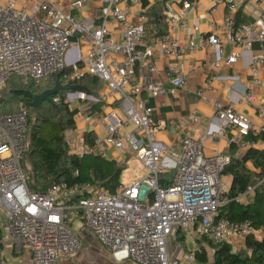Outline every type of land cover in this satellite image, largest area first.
<instances>
[{
  "label": "built area",
  "instance_id": "built-area-1",
  "mask_svg": "<svg viewBox=\"0 0 264 264\" xmlns=\"http://www.w3.org/2000/svg\"><path fill=\"white\" fill-rule=\"evenodd\" d=\"M25 1L19 7V3ZM87 15L79 14L90 2ZM145 0H6L0 3V92L12 76L36 82L57 74L63 85H74L85 76L100 79L98 97L78 93L87 100L79 110L86 127L79 140H68L70 153L79 157L110 151H132L146 172L132 186L120 183L111 193L100 183H56L47 193L33 192L22 167L28 147V111L0 114V264H10L5 250L28 253L31 264H57L76 256L85 236L93 235L119 264H182L173 254L172 237L181 230L187 238L202 237L211 245L229 244L233 251L246 250L249 238H264V229L251 221H234L220 215L224 204V172L232 162L231 151L205 153L207 141L225 140L241 156L262 138L264 150V93L258 91L264 75V0H256L261 12L252 22L236 24L231 16L225 23H213L221 35L211 33L198 42L200 28L189 26L188 13L195 1L178 0L166 11L167 34L149 37ZM218 0H216L217 2ZM247 0H224L232 13ZM138 6V11L134 7ZM237 25V26H236ZM189 31L191 51L210 46L214 60L196 66L208 70L197 91L209 101V92L233 77L218 73L242 61L249 71L243 91L232 90L228 101L214 99L217 126L197 137L202 117L193 114L174 118L169 126L180 136L182 152L160 137L150 99L177 94L190 80L178 63L181 45L174 30ZM236 51L225 54V44ZM155 61H164L171 88L155 79L160 73ZM145 65L146 72L140 73ZM59 99L55 98L54 102ZM102 102L97 110L95 104ZM254 109L259 125L237 105ZM95 134L92 146L85 136ZM257 138V142L252 141ZM81 144V148H80ZM173 171L168 186L160 176ZM79 173L76 172V175ZM264 180L260 181L262 183ZM259 183V184H260ZM249 187L238 198L249 202L256 194ZM90 236H88L89 239ZM180 250L181 244H176ZM195 260V253L186 255Z\"/></svg>",
  "mask_w": 264,
  "mask_h": 264
},
{
  "label": "trees",
  "instance_id": "trees-1",
  "mask_svg": "<svg viewBox=\"0 0 264 264\" xmlns=\"http://www.w3.org/2000/svg\"><path fill=\"white\" fill-rule=\"evenodd\" d=\"M169 1L160 0L154 5H148L144 1V7L148 8L149 37L167 34L166 11ZM247 3L248 0L244 6ZM240 19L241 11L235 19L237 25L240 24ZM61 79L62 77L60 81ZM41 82L26 80L15 75L9 79L6 88L0 92V114H13L22 109L28 111V147L22 158V167L29 178L30 190L47 193L53 184L67 182L69 184L100 183L111 193L115 192L116 187L121 183L120 177L127 167L120 166L116 160L106 159L102 155L79 157L69 152L66 132L75 129L76 116L80 109L71 108L63 92L54 97V99L59 98V101L54 104L44 102L38 108L28 106L32 99L25 91L41 94L55 86L54 77L47 79L45 86ZM74 85L85 87V92L94 97H98L102 89L100 79L91 75L76 81ZM82 102L87 103L88 101L82 100ZM102 105V102H98L95 108L99 110ZM18 106L20 109L15 111ZM31 112L36 114L34 121L31 120ZM95 137L94 133H88L85 136L86 144L92 146ZM251 140L257 142V138ZM236 149L235 146L231 148L234 153ZM26 157L31 167L29 174L26 172L24 161ZM248 163L253 164L255 169L260 170V173L252 171ZM76 172L79 174L76 175ZM173 174V171L162 174L159 178L160 186H168ZM224 176H231L232 184L230 189L223 193L224 204L220 208V215L234 221H251L258 229H264V181L260 183L264 180V150L251 147L240 157L234 154ZM251 186L256 187L253 199L249 202L239 201L238 198L244 195ZM1 237L0 228V239ZM176 240L182 246L187 237L181 230H178ZM246 244V250L238 253L234 252L229 244L212 245L214 264H264V238L252 237L247 240ZM195 260L200 264L209 263L205 247L196 251Z\"/></svg>",
  "mask_w": 264,
  "mask_h": 264
},
{
  "label": "crops",
  "instance_id": "crops-1",
  "mask_svg": "<svg viewBox=\"0 0 264 264\" xmlns=\"http://www.w3.org/2000/svg\"><path fill=\"white\" fill-rule=\"evenodd\" d=\"M147 4L154 5L160 0H145ZM178 0H170L169 5H174V7L178 8L179 6L175 3ZM196 5L193 10L188 13L187 21L189 26L197 25L200 28L198 42L206 41V37L209 34L217 33L221 35L219 30H215L212 27L213 23L223 24L225 23L231 16L236 17L237 14L241 11V23L252 22L261 12L260 8L257 6L256 0H248V3L240 8L239 11L232 13L229 8L226 6L224 0H194ZM175 2V3H174ZM66 3H69V0H66ZM96 4L94 2H90L88 7H85L79 14L81 16L87 15L88 8L95 7ZM140 8L138 6L134 7L135 11H138ZM189 31L182 32L178 29L174 30L172 35L175 39H177L181 45V56L178 59L179 65L184 69L187 73H190V80L188 85L184 89H180L177 94H168L162 95L156 99H150L149 105L153 108V118L160 129V137L170 143L172 146V151L176 152L178 155L182 152V143L180 136L169 126V121L174 118L186 117L193 114H199L202 117V121L199 126L195 129V134L197 137H202L206 135L212 126H217L218 121L215 119V111L213 108L214 99H223L224 101H228L230 93L228 90H223L224 86H228L232 90L243 91L245 86L247 85V81L249 78V71L244 66L243 62H238L234 67L223 68L219 71V75L223 77H233V80L229 82L219 83L214 86V89L210 91L209 101H202L197 91L205 81L207 75L209 74L208 70H197L196 66L200 63H205L208 60H214V49L210 46H205L196 51H191L188 47V35ZM236 51V48L230 44H225V54L232 53ZM157 66L159 67L160 73L155 75V79L158 82H161L167 89L171 88V84L169 78L166 74L165 63L164 61H155ZM146 72L145 65L140 67V73ZM258 91L260 93H264V75L262 79V85L259 87ZM102 108V107H101ZM100 108V109H101ZM239 111L247 113L249 117L252 119L254 123L259 125V119L254 111V109L246 106L244 103H240L237 105ZM80 109V108H79ZM99 109V110H100ZM81 121L79 116H76V127L79 133L83 132L86 125H82V121L78 124V121ZM262 138L256 144V148L263 150ZM225 150L231 151L232 154L237 155V150L232 152L226 145L225 140H220L215 142L207 141L205 145V153L207 155H211L215 150ZM112 157H120L119 160L128 159L126 155H122L117 153L116 151L109 152ZM238 156V155H237ZM241 154L239 155V157ZM118 159V158H117ZM250 163H248L249 165ZM250 167V166H249ZM252 171H256L260 173V170L253 169ZM144 176V175H143ZM225 180V179H224ZM230 187L232 184V178L230 179ZM229 187V188H230ZM176 238V234H174ZM204 240L202 237L195 236L190 239L187 238L185 243H193L195 246H200L195 250H191V253H196L197 250L204 247ZM206 241L208 244L209 242ZM179 242L177 241V244ZM210 245V244H209ZM212 246V245H211ZM182 247V246H181ZM182 250L180 251V253ZM179 253V257L182 259V264H191L192 261H188L185 259L186 256H181ZM6 258L10 262V264H31V258L28 253H24L23 255L14 254V251L11 248H7L5 250ZM194 261V260H193Z\"/></svg>",
  "mask_w": 264,
  "mask_h": 264
},
{
  "label": "rangeland",
  "instance_id": "rangeland-1",
  "mask_svg": "<svg viewBox=\"0 0 264 264\" xmlns=\"http://www.w3.org/2000/svg\"><path fill=\"white\" fill-rule=\"evenodd\" d=\"M5 2L6 0H0V3H5ZM24 2L25 1H21L19 3V7L24 5ZM41 83H43V85L45 86L46 80H43ZM63 93L65 96L66 102L69 103L71 108H80L81 110H84V108L86 107V103H83L82 99L80 98H85V97L81 96L80 94L75 95L73 92H63ZM19 109H20V106L15 108V111ZM30 117H31V120L34 121L36 114L31 112ZM81 121L79 120L78 124H80ZM86 124H87V120L82 121L83 126H85ZM77 130H78L77 127H75V129L73 130H68L66 132V140L67 141L70 139L79 140L81 137V134H79ZM80 148H81V144H80ZM29 151L30 150H28V152ZM69 152H70V149H69ZM117 153L126 155L128 158L126 160L124 159L119 160V158L115 159L116 162L120 166L127 167V169L124 171V173L120 177V182L127 186H132L134 185L135 182L142 179L143 175L146 172V168L136 158L135 154L132 151L121 150V151H117ZM24 161H25L26 170H27L26 172H28L29 174L31 167L28 163V158L26 157ZM249 166L251 170L255 169V166L253 164L250 163ZM231 178H232L231 176H224L225 191H228L230 189L229 187H230ZM3 220H4V215L0 212V224L3 223ZM88 236H90L89 239H88ZM202 242L205 245L204 247H205V250L207 251V255L209 258L208 264H214V259H213L214 248L211 245H209L206 241L202 240ZM176 244H177V240L175 236H173L172 245H171L173 254L177 255L179 251L182 250V252L180 253L181 256H186L188 254H191L190 252L191 250H195L200 247V246L193 245V243H182V249L180 250V248ZM57 264H119V263L115 261L112 254L106 248H104L93 235H90L88 233V235L85 236V239L83 241V246L80 252L76 256L70 259H65L62 261L59 260ZM123 264H134V263L127 262ZM191 264H200V263L194 260L191 262Z\"/></svg>",
  "mask_w": 264,
  "mask_h": 264
},
{
  "label": "water",
  "instance_id": "water-1",
  "mask_svg": "<svg viewBox=\"0 0 264 264\" xmlns=\"http://www.w3.org/2000/svg\"><path fill=\"white\" fill-rule=\"evenodd\" d=\"M60 76L61 74L55 75V86L51 89L45 90L41 94H34L31 91H25V93L32 99V101L28 103V106L31 108H38L44 102L54 104V97L60 92H73L76 95L86 91L85 87L79 85H63L60 81Z\"/></svg>",
  "mask_w": 264,
  "mask_h": 264
}]
</instances>
